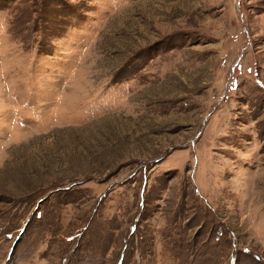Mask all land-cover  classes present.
I'll return each instance as SVG.
<instances>
[{"label": "rangeland", "instance_id": "1", "mask_svg": "<svg viewBox=\"0 0 264 264\" xmlns=\"http://www.w3.org/2000/svg\"><path fill=\"white\" fill-rule=\"evenodd\" d=\"M0 264H264V0H0Z\"/></svg>", "mask_w": 264, "mask_h": 264}, {"label": "trees", "instance_id": "2", "mask_svg": "<svg viewBox=\"0 0 264 264\" xmlns=\"http://www.w3.org/2000/svg\"><path fill=\"white\" fill-rule=\"evenodd\" d=\"M60 185V183L58 184V186Z\"/></svg>", "mask_w": 264, "mask_h": 264}]
</instances>
